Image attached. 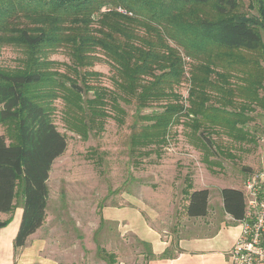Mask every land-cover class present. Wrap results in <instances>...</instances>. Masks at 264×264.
I'll use <instances>...</instances> for the list:
<instances>
[{"label":"trees","instance_id":"obj_1","mask_svg":"<svg viewBox=\"0 0 264 264\" xmlns=\"http://www.w3.org/2000/svg\"><path fill=\"white\" fill-rule=\"evenodd\" d=\"M252 8L257 15H249L240 0H0V46L20 47L26 57L17 69L0 67V125L11 131L9 143L0 136V213H12L21 200L16 249L44 225L50 173L67 149L52 117L54 102L63 99L79 115L73 120H80L75 127L84 138L109 117L108 104L123 120L118 97L89 84L98 74L80 70L97 52L119 74V98L137 108L134 148L166 144L182 116L209 143L220 129L246 140V112L262 100L264 88V0H253ZM58 48L68 51L76 78L48 59ZM185 58L201 63L190 72L189 106L175 91L186 78ZM234 77L244 84L234 86ZM215 96L219 106L210 104ZM235 98L243 99L238 111L228 108ZM205 147L211 150L213 144ZM186 196L187 216L205 218L209 190ZM221 196L225 212L243 220L244 192L225 188ZM11 221L0 220V229ZM143 244L151 257L150 245ZM163 257L169 258V251Z\"/></svg>","mask_w":264,"mask_h":264},{"label":"rangeland","instance_id":"obj_2","mask_svg":"<svg viewBox=\"0 0 264 264\" xmlns=\"http://www.w3.org/2000/svg\"><path fill=\"white\" fill-rule=\"evenodd\" d=\"M240 1L249 15H257L252 8L253 0ZM93 56L89 65L80 70L98 74L89 78V84L106 88L118 97L124 111L120 114L123 120L116 119L118 113L108 104L109 117L98 121L84 138L75 127L80 120H73L79 115L63 99L54 102L52 117L66 138L67 149L55 161L50 173L47 217L40 234L52 244L66 246V253L50 254L65 264L118 261L144 264L149 249L135 233L144 235L147 225L169 228L171 221L167 219L172 206L178 208L179 226L191 225L188 221L192 220L186 214L187 192L209 190L213 215L221 209L222 189L242 191L250 175L264 170V88L259 91L262 100L246 112L250 117L244 126L246 140L232 138L220 129L209 137L213 148L207 149L205 145L211 144L203 137L207 135L201 134L202 130L196 131L191 126L193 123L182 116L170 128L166 144L136 149L131 136L137 108L134 102L119 98L123 94L118 88L120 77L113 62L102 52ZM47 57L57 63L59 72L76 78L65 48H58ZM25 58L20 47L0 46V67L5 70L21 67ZM199 62L185 58L186 78L175 90L187 106L190 72ZM261 64L264 67V60ZM231 82L234 86L244 84L237 77ZM241 101L233 99L228 108L238 111ZM210 104L219 106V99L212 97ZM3 135L9 143L11 131L7 125H0V136ZM20 207L21 200L17 199L14 211L0 220L12 218V223ZM16 228L17 223L12 224L10 231Z\"/></svg>","mask_w":264,"mask_h":264},{"label":"crops","instance_id":"obj_3","mask_svg":"<svg viewBox=\"0 0 264 264\" xmlns=\"http://www.w3.org/2000/svg\"><path fill=\"white\" fill-rule=\"evenodd\" d=\"M197 190H203V188L192 192ZM220 205L221 209L211 215L209 200L208 215L205 218L187 216L192 220L188 221L192 223L187 228L183 225L179 226L178 208L172 206L167 219L171 221L169 228L147 225L144 235L135 233L140 240L151 247L152 256L149 257V253L145 255L144 264H230L229 252L238 241L242 228L240 222L235 221L225 212L222 196ZM22 214L23 209L20 207L19 215L13 219V222L8 227L0 229V264H65L64 261L54 259L50 254L66 253V246L52 244L41 237L40 233L46 221L28 239L24 247L15 248L14 241L21 224ZM3 215L5 214L0 213V219ZM210 216L212 218L208 219ZM16 223L18 226L16 231H10L11 225ZM166 251H169V258L163 257ZM114 264H135V262L118 261Z\"/></svg>","mask_w":264,"mask_h":264},{"label":"built area","instance_id":"obj_4","mask_svg":"<svg viewBox=\"0 0 264 264\" xmlns=\"http://www.w3.org/2000/svg\"><path fill=\"white\" fill-rule=\"evenodd\" d=\"M245 216L241 234L229 252L230 264H264V170L244 183Z\"/></svg>","mask_w":264,"mask_h":264}]
</instances>
